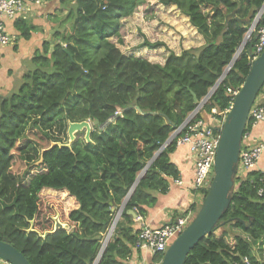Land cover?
Wrapping results in <instances>:
<instances>
[{"label": "trees", "instance_id": "1", "mask_svg": "<svg viewBox=\"0 0 264 264\" xmlns=\"http://www.w3.org/2000/svg\"><path fill=\"white\" fill-rule=\"evenodd\" d=\"M59 1L66 14L51 19L57 23L56 44L36 52L35 68L0 100V240L29 264H94L117 211L149 165L97 263L126 264L140 228L133 227L128 211L145 217L153 193L167 191L177 175L169 158L175 143L163 146L220 79L264 0H157L175 6L204 41L181 55L171 52L164 65L126 55L111 40L120 36L121 20L146 0ZM17 28L24 39L35 31L24 22ZM256 42L251 36L197 118H221L229 109L249 73ZM118 110L122 116L113 118ZM59 118L65 125L96 120L90 143L77 139L69 148H50L37 124L45 128ZM30 149L41 152L37 161L27 156ZM263 182L256 172L236 177L216 229L184 264H264V196H257ZM58 193L66 194L72 209L65 210ZM56 215L70 230L39 236L53 230ZM31 222L35 232H28Z\"/></svg>", "mask_w": 264, "mask_h": 264}, {"label": "water", "instance_id": "2", "mask_svg": "<svg viewBox=\"0 0 264 264\" xmlns=\"http://www.w3.org/2000/svg\"><path fill=\"white\" fill-rule=\"evenodd\" d=\"M263 11L264 5L256 18V23H258L260 15L263 13ZM253 24L250 25V28L248 29L249 31L244 37L243 42L234 55L232 61L223 72L220 79L216 82L214 87L210 90L208 95L198 103L197 108H199V106H203L207 102L211 94L216 90L227 72L230 70L235 60L239 57L242 49L247 43L248 35L250 34L249 32L252 29ZM263 86L264 51L260 54V56H258L257 59L252 62L247 77L237 91L229 107V111L221 131L216 157L214 160L213 177L208 189L206 190L202 205L192 221L169 245L162 258L161 264H184V261L191 250L216 229V226L218 225L222 215L228 208L231 201V194L235 188L242 137L247 125L250 109ZM192 96L193 101L197 102L196 96L194 94H192ZM97 124L98 122L96 120L93 122L84 121L80 123H68V136L71 143L65 145L51 144L50 148L54 146L69 148L74 141V135L79 132H85V142L90 143V134L92 132V128ZM148 166L137 178L132 190L129 192L124 203L118 210L94 264L99 262V259L112 236L114 228L121 217L127 200L132 194L136 184L141 179V176L147 170ZM128 214H131L133 218L137 217L134 211H128ZM53 222V230L50 232H45L43 235L39 234V236L45 238L47 235L55 234L58 231L70 230V227L67 224H63L60 221L58 215L53 218ZM32 225L33 223L31 222V227L28 232H35L32 228ZM0 261H4L9 264H29L21 252L2 240H0Z\"/></svg>", "mask_w": 264, "mask_h": 264}, {"label": "crops", "instance_id": "3", "mask_svg": "<svg viewBox=\"0 0 264 264\" xmlns=\"http://www.w3.org/2000/svg\"><path fill=\"white\" fill-rule=\"evenodd\" d=\"M60 8L59 0H43L39 6L27 5L15 18L4 19L5 30L12 42L9 46L0 49V100L11 95V92L17 91L23 76L35 68L36 63L32 62V59L36 52H41L44 45H47L49 50L53 49L56 44L53 35L57 31V23L52 22L51 19L54 15L63 17L66 14V11L61 12ZM19 22H24L27 27L35 29L29 39L21 37L17 28ZM263 93L264 91L260 95ZM260 102L264 105V98H260ZM204 121L210 122L211 118ZM258 143H264V121L251 125L244 131L241 145L254 146ZM169 158L177 170V175L174 179L168 180V188L165 193L157 191L153 193L154 204L146 207L145 217L137 215L134 218V228L138 225L141 226V223L151 229L162 228L182 217L193 219L199 211L204 196L202 192L194 191L192 187L194 162L188 147H175ZM250 172L263 175L264 181V152ZM247 173L249 172L238 170L236 177ZM119 220L122 221L121 217ZM119 220L118 222H120ZM124 224L128 225L125 222L122 223V225ZM153 261L154 256L149 251L142 249L134 250L131 259L126 264H151Z\"/></svg>", "mask_w": 264, "mask_h": 264}, {"label": "built area", "instance_id": "4", "mask_svg": "<svg viewBox=\"0 0 264 264\" xmlns=\"http://www.w3.org/2000/svg\"><path fill=\"white\" fill-rule=\"evenodd\" d=\"M42 2L43 0H0V49L9 46L12 42L11 37L5 30L4 19L15 18L27 5L39 6ZM253 22V27L247 39L249 41L253 35L257 39L254 55L250 58L252 59L251 61L255 60L264 51V27L257 29V25H255L258 24L256 23V19ZM235 95L236 92L234 93ZM260 98H264V93L257 96L249 112L248 120H250L252 126L264 121V105L260 102ZM202 107L199 106V108H196L184 124L174 131L171 139L163 146V149L170 143H175V147H188L190 156L194 162V180L192 187L194 191L203 193L208 189L213 177V166L220 134L229 110L221 118L213 117L210 122H206L203 119L197 118V113ZM121 116V111L118 110L114 113L113 118ZM263 152L264 143H258L254 146L241 145L237 171L250 172L255 167ZM257 196H264V185L257 190ZM191 220L187 217H182L158 229H151L144 223H141L135 236L134 250L145 249L149 251L154 257H159V259L154 260L151 264H161L169 245L185 229ZM244 262L248 264L247 259ZM0 264L9 263L0 261Z\"/></svg>", "mask_w": 264, "mask_h": 264}, {"label": "rangeland", "instance_id": "5", "mask_svg": "<svg viewBox=\"0 0 264 264\" xmlns=\"http://www.w3.org/2000/svg\"><path fill=\"white\" fill-rule=\"evenodd\" d=\"M120 27V36L111 39L117 48L126 55L145 58L155 64L164 65L171 52L175 55H181L183 51L199 48L204 44L202 37L189 24L186 16L181 14L175 6L162 5L157 0H146L129 17L121 20ZM145 41L150 44L161 43L162 46L150 50L141 47ZM31 123L32 120L28 122V125ZM37 126L39 130L40 128L44 129V133L49 136L51 144L65 145L71 143L68 136V124L65 125L60 118L45 128L42 127L41 122ZM25 130L26 128L22 130L20 135H24ZM84 135L85 132L76 133L74 141L83 140ZM40 153L30 149L27 156L31 158V162H34L38 160ZM54 196L64 202L66 211L72 209L73 204L68 200L65 193H58Z\"/></svg>", "mask_w": 264, "mask_h": 264}, {"label": "clouds", "instance_id": "6", "mask_svg": "<svg viewBox=\"0 0 264 264\" xmlns=\"http://www.w3.org/2000/svg\"><path fill=\"white\" fill-rule=\"evenodd\" d=\"M245 36H246V35H245ZM259 56H260V55H259ZM257 58H258V57H257ZM257 58H256V59H257ZM253 61H254V60H253ZM253 61H252V62H253ZM236 93H237V92H236ZM258 95H259V94H258ZM233 98H234V97H233ZM203 106H204V105H203ZM228 110H229V109H228ZM245 130H246V128H245ZM220 135H221V134H220ZM243 135H244V134H243ZM171 137H172V136H171ZM171 137H170V138H171ZM162 150H163V148H162ZM251 171H252V170H251ZM205 193H206V192H205ZM204 196H205V194H204ZM117 212H118V211H117ZM116 214H117V213H116ZM191 221H192V220H191ZM191 221H190V222H191ZM114 229H115V228H114Z\"/></svg>", "mask_w": 264, "mask_h": 264}]
</instances>
